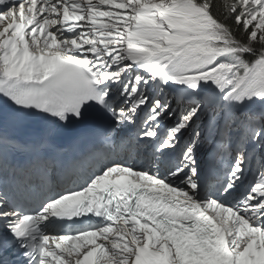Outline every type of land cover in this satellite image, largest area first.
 <instances>
[{
    "label": "snow or ice",
    "instance_id": "snow-or-ice-1",
    "mask_svg": "<svg viewBox=\"0 0 264 264\" xmlns=\"http://www.w3.org/2000/svg\"><path fill=\"white\" fill-rule=\"evenodd\" d=\"M0 264H264V0H0Z\"/></svg>",
    "mask_w": 264,
    "mask_h": 264
}]
</instances>
